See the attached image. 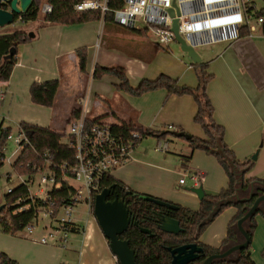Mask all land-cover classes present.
<instances>
[{
  "label": "crops",
  "instance_id": "obj_1",
  "mask_svg": "<svg viewBox=\"0 0 264 264\" xmlns=\"http://www.w3.org/2000/svg\"><path fill=\"white\" fill-rule=\"evenodd\" d=\"M253 1L257 6V0ZM23 24L26 28H22L28 33H33L35 38L31 42L19 46L11 77L7 82L1 84V89L5 93V100L2 103L5 123L11 120L7 115L5 116L4 111L33 107L30 89L34 83L59 80L60 90L63 80L66 77L72 78L77 72L80 78L84 77L83 80H86V84L92 79L91 88L88 90L87 85L81 87L75 106L68 109L70 116L77 108L78 99L90 91L94 109L95 105L102 107L101 101L104 103V112L95 118L104 121L103 117L108 116V119L112 121L111 125L127 122L157 131L168 126L176 130H183L188 136L206 138L203 129L194 121L197 105L189 95L170 96L166 89H160L142 96H133L116 90L115 86L120 83L117 78L111 81L113 90L110 89L106 94L101 92L102 83H99L97 88L94 87L93 73L97 65L124 68L133 87H137L145 79L155 80L161 75L177 79L180 85L197 87L198 78L191 65L193 63L186 64L177 59L176 61L174 59L173 62L162 61L164 58H162L161 50L157 51L155 45L142 42V39L149 35L144 37L118 26L106 25V22L105 24L100 23V27L104 29L101 35L102 41L104 38L108 39L106 47L120 49L119 46L112 45V43L121 40L123 42L134 41L137 48L128 51L132 56L130 57L122 52H114V49L111 51L103 49L101 42L100 51L95 54L92 44L97 30L95 24H50L46 23L43 18L41 19L40 15L36 21ZM107 30L108 35L106 34ZM82 48L87 50L86 73L80 71V62L77 56V51ZM199 49H202L207 56L202 57ZM196 51L204 62H209V71L214 76L208 84L207 92L215 108L214 117L225 128V142L241 161L252 160L256 151H260L253 168L245 177L257 181L251 183L246 190L241 188L238 195L242 199L248 198L252 185L255 188V193H264V181H259L264 180V34L262 27L251 35L231 43L200 46L196 48ZM92 88L93 90H91ZM52 118L49 123L41 119L22 118L21 123L26 122L54 129L57 122L55 117ZM261 141L263 144L259 147ZM139 145L136 147L132 159L116 173L114 178L131 191L177 206L183 205L182 207L194 211L198 210L200 199L195 193H190V190L189 193L175 190L187 185V180L184 185L178 184L176 188L168 185L164 176L169 170L164 165H158L148 160L145 151L143 154L141 150H137ZM178 156L179 159L173 165V168L178 170V172L173 171L175 175H180L182 172H203L205 181L201 187L205 194L222 190L224 187L227 188L228 176L226 177L214 157L205 156L196 151L190 153V159H186L189 156L183 152ZM163 162L167 161L163 160ZM199 168H203L205 171ZM176 179L177 177H175ZM238 212L236 207L224 210L203 231L199 241L206 246L223 249L222 245L227 236L228 226L238 215ZM255 217L257 229L252 241V258L256 264H264L262 255L264 251V203ZM77 219L78 217H76L75 223L78 232L70 233L75 235V240L72 238V243L68 247L67 245L65 248H61L52 244L50 246L32 243L37 246L36 250L39 254L33 257L34 264L46 263L50 258H52V264H120L112 253L109 241L102 233L93 212H89L86 220L77 221ZM249 225L250 221L245 226L247 230ZM69 240L68 238V242ZM0 252L7 253L19 264H22V258L17 252L7 247ZM238 255L239 253H235L230 260H235Z\"/></svg>",
  "mask_w": 264,
  "mask_h": 264
},
{
  "label": "trees",
  "instance_id": "obj_2",
  "mask_svg": "<svg viewBox=\"0 0 264 264\" xmlns=\"http://www.w3.org/2000/svg\"><path fill=\"white\" fill-rule=\"evenodd\" d=\"M78 0H33V5L30 10L17 17L22 22L36 21L40 15V10L44 2L52 5L53 11L51 14L44 16V21L50 24H67L76 25L88 23L92 20L101 19L99 11L88 12H76L75 4ZM111 9H120L124 6V0H110ZM257 14L264 17V8L258 10ZM118 26L131 33L147 37L148 34L145 31L132 30L125 27H121L114 22L113 13H109L106 16V25ZM264 34V25L262 27ZM249 32L243 30L241 38L248 36ZM35 38L33 33L26 31H17L10 34L0 35V84L7 82L12 74L13 68L16 64V59L12 62L5 58L10 54L12 49H18L19 46L31 42ZM164 48L159 46L157 51ZM79 58V67L82 73H86L87 66V50L85 48L77 51ZM194 68L197 78V87H189L180 85L177 79L171 78L167 75H161L155 80H143L137 87L131 86L128 76L124 68L116 67H104L97 65L94 69V79H101L105 75H111L117 78L120 83L116 85V90L126 92L133 96H142L146 93L166 89L169 95L191 96L196 105L197 112L194 117L196 124L200 125L205 133V139L197 138L189 135L185 140L188 142L191 149V153L196 150L203 151L208 155L217 158L219 164L226 172L229 183L227 188L223 189L219 193L205 194V197L200 200V208L196 211L178 206L177 211H171L163 207H159L156 204L143 200L140 198L142 194L131 191L126 188L115 178L105 179L102 184L103 188H111L115 186V190L119 192L126 204L132 211L134 218L133 224L129 230L122 236L123 240L129 242L132 250L135 251L137 256V264H170L171 255L168 248H176L181 245L189 243H197L205 251L206 257L214 254H218L221 249L212 248L206 246L199 241V238L203 231L212 223H208L201 227L198 232V227L201 225L215 210L216 203L224 202L233 198L238 189V176L236 173H243L242 188L246 190L249 185L256 179H246V174L253 168L255 161L246 160L241 161L238 159L234 151L225 142V128L220 125L215 117V108L208 96L207 88L210 81L213 79V74L210 73L209 62L202 61L199 64H191ZM60 87L59 80L47 81L44 83H34L30 89V97L34 104L47 106L49 108L55 107V100ZM78 111L74 109L69 117L67 124L72 118L77 117ZM98 120V119H97ZM27 132L32 145L36 148V152L30 148L23 150L20 155L16 168L20 173L33 174L32 168L28 167L29 164L41 165V156L44 153H48L53 161L57 164L64 163L65 161H71L73 157V150H70L65 144L62 143L63 134L59 133L53 128H44L30 123L22 122L20 124ZM113 127L119 131L126 133L138 131L142 137L156 136L157 138H166L170 132H164L162 130H152L134 123H123L113 125ZM11 133V129L8 134ZM174 133H184L183 130H176ZM173 133V134H174ZM188 135V134H186ZM6 145V138L4 137L0 142V169L3 167V148ZM192 155V154H191ZM191 156L186 159H190ZM264 181V180H259ZM67 185V184H66ZM71 187V186H70ZM69 193L68 186H65L63 191L54 192V195L60 200ZM27 195V187L19 186L13 194H6V208L0 214V232L8 235L15 236L23 231L30 223L34 222L37 218V211L28 210L25 212L19 211L20 206H15V203L21 197ZM255 198L250 202H237L235 204L222 205L219 210V216L224 210L229 207H236L239 212L238 215L232 220L228 226L227 236L223 242V248L238 241V234L236 232V223L244 217L248 208L253 205ZM37 207L38 204H36ZM164 216H168L180 221L183 232L179 235H170L162 231L160 221ZM215 217V218H216ZM142 229H148L151 234L144 233ZM257 229L256 217H253L250 221L248 228V234L250 237V245L248 248L242 250L235 260H229L218 264H256L252 258V241L255 231ZM71 233H77L78 228H72ZM264 256V251L262 253ZM0 264H19L18 261L11 258L7 253L0 252Z\"/></svg>",
  "mask_w": 264,
  "mask_h": 264
},
{
  "label": "built area",
  "instance_id": "obj_3",
  "mask_svg": "<svg viewBox=\"0 0 264 264\" xmlns=\"http://www.w3.org/2000/svg\"><path fill=\"white\" fill-rule=\"evenodd\" d=\"M109 3L110 0H78L74 9L76 12L99 11L100 22L103 24L106 22V16L113 13L117 25L145 31L148 35H153L158 41V46L163 48H168L172 42H176L173 30L175 22L179 35L195 49L200 46L231 43L241 38L243 30H247L251 35L264 25V17L257 14L258 8L253 0H124V6L115 10L110 8ZM171 10L174 11L173 15ZM52 11V5L44 3L40 13L46 16ZM1 84L0 142L6 138L2 160L4 164L7 162L18 171L16 163L23 150L30 148L36 152V148L20 124L16 135L8 134L11 128L6 126L2 114L5 93ZM76 109L77 117L72 118L68 124V142H62L73 150L72 160L57 164L48 153H44L41 156V165H28L33 174L18 171L19 185L7 190V194H13L17 187H27V195L18 199L15 206H20L19 211L22 212L30 209L37 211L36 220L24 229L28 237L35 234L41 212L57 222V228L40 238L39 243L43 245L52 243L61 248L66 247L71 229L76 228V207L83 203L91 212L94 211L96 197L104 190L102 184L105 179L115 177L116 169L132 159L136 147L144 138L138 131H119L113 125L92 117L94 104L90 91L78 99ZM9 142H13L16 148L6 156ZM169 147V142L160 141L156 150L167 152ZM38 176L40 179L36 182ZM5 178L11 181L13 177L7 173ZM187 179H191L198 188L204 183L205 174L185 172L179 184L184 185ZM34 183L38 186L36 193L30 189ZM65 186H68L69 193L58 200L54 192L63 191ZM61 210L64 211V217L59 219L57 215ZM48 228L50 226L45 227Z\"/></svg>",
  "mask_w": 264,
  "mask_h": 264
},
{
  "label": "rangeland",
  "instance_id": "obj_4",
  "mask_svg": "<svg viewBox=\"0 0 264 264\" xmlns=\"http://www.w3.org/2000/svg\"><path fill=\"white\" fill-rule=\"evenodd\" d=\"M257 7L259 10H261L264 7V0H257ZM40 18L44 19V16L40 13ZM24 23V22H23ZM22 23V21H17L15 22L13 25H9L6 26L4 28L0 27V35H5V34H10L13 32H17V31H25L24 28H26L24 26V24ZM88 23H92L96 25V33H95V37H94V41H93V51L95 54H98L100 51V46H101V42H102V48L106 49V50H113L114 48L112 47H106V42H108L107 38H104L102 41L101 35L104 32V29L102 27H100V21L99 20H92ZM24 27V28H22ZM98 32V34H97ZM108 30L106 31L107 34ZM105 34V36H106ZM108 35V34H107ZM110 40V39H109ZM104 42V44H103ZM142 42L149 44V45H155L156 47H158V41L157 39L153 36V35H149L147 38L142 39ZM112 42L110 41V44ZM115 46H119L120 49H114V52H122L125 55H128L130 57H132L128 51L130 50H135L137 48V45H135L134 41L130 42V41H121L118 40L115 43ZM162 51V58H164V60L162 61H176V59L180 62L189 64L192 63V60L188 57V55L186 53H184L181 50V46L178 42H172L168 48H165ZM200 55L202 57H206V53H204V51L202 49L198 50ZM83 76H80L77 74V72H75V74L73 75L72 78L66 77L63 80V83L61 85V89L59 90L58 93V97H57V101L55 104L54 109H51L47 106H41V105H36L34 104L33 107L28 108V109H19V110H13V111H7L5 113V116L7 115L10 118V122L6 123V126L11 128V133L13 135H16L18 132V124H21V120H23L22 118H29V119H41V120H45L48 123L50 122L52 117H55V120L57 122V124L54 126V129L57 130L59 133H62L64 136L62 138V142L66 143L68 142V138L66 136V134H68L69 132V126L67 124V121L70 117V113L68 111V109L72 108L73 106H75V101L77 100V97L80 95V89L83 85H87V89L90 90L91 88V81L92 79L89 80L88 84H86V80H83ZM116 80V78L114 76L111 75H105L103 76L101 79H95L93 81L94 83V87L97 88V85L99 83H102L101 86L103 87V89H101V92H103L104 94H106L110 89L113 90V85L111 84V81ZM86 90V88H85ZM93 90V88L91 89ZM96 90V89H95ZM102 103V107H99L98 105H95V109L94 112L92 113V117H97L99 116L102 112H104V103L101 101ZM101 105V104H100ZM6 108V107H5ZM4 110V109H3ZM104 122L106 124H111L112 121H110L108 119V116H104ZM53 120V118H52ZM164 132H170L168 134V136L166 138H157L156 136H145L143 138V140L140 142L139 147L137 148V150H141L142 153L144 154V151L147 154V159L151 160L153 163H156L158 165H164L169 172L165 174L164 178H165V182L168 183V185H172L175 188L178 186L179 184V180L180 177L182 178L183 174L185 172L180 173V175H175V173H173V171H177L175 168H173L174 163L176 162V160L179 159L178 154L179 153H184L186 154V156H189L191 153V149L189 147L188 142L183 139V138H179L176 137L173 133L176 132V129H170L168 126L166 127H162ZM160 141H163V143L165 142H169L170 144V148L169 151L167 152H158L156 150L157 145ZM261 144H263V142L261 141L259 147L261 146ZM15 145L13 144V142H9L7 145V154L6 156H9L14 150H15ZM263 148V147H262ZM261 148V149H262ZM196 152H200L205 156H209V157H214L211 155H208L207 153L200 151V150H196ZM254 156V155H253ZM214 159L217 160V158L214 157ZM163 160H166L167 162H163ZM218 161V160H217ZM219 163V162H218ZM190 164V163H189ZM125 166V165H124ZM124 166H121L119 168L116 169L115 171V175L116 173H118L119 170H121ZM220 167H222L220 165ZM203 171H205L203 168H199ZM185 170H187V168H185ZM224 174L227 177L226 172L224 171V169L222 168ZM7 173L12 174V180L11 181H7V179L5 178V175ZM20 173L18 171H15L12 166L9 163H5L3 165V167L0 169V206L2 205H6V194H7V190L10 188H14L16 186L19 185L20 183V179H19V175ZM175 177H177V179L175 180ZM40 179V177L38 176L36 179V182H38ZM227 184V183H226ZM193 188H196L193 185V181L191 179H187V185H185L184 187L180 188V189H175L176 191H181V192H187L189 193V190L191 191ZM205 188V186H204ZM30 189L33 193L38 192V186L36 183L32 184L30 186ZM225 189V187H224ZM223 190V189H222ZM221 189L218 191H211V192H207L206 194H212L215 195L217 193H219L220 191H222ZM192 193V191L190 192ZM193 195V194H192ZM183 206V205H181ZM89 209L85 206V204H79L75 211V218L78 217L77 221H81V220H86V218L88 217L89 214ZM64 217V211H60L57 215V218L61 219ZM49 227L48 229H45V227ZM52 227V228H51ZM57 228L58 224L56 221H54V219H52L49 216H46L44 212H41L39 215V219H38V223H36V231L35 234L33 236H29L26 233V230L21 231L20 233H18L15 236L12 235H8L5 233H1L0 232V251L5 250V248L7 247L10 250H13L15 252H17L19 254V256L22 258V264H34L35 263V259L33 258L34 256L39 255L37 252V246H34L32 243H36V244H40L43 245L41 243H39L40 238L42 236H47L48 232L50 230H53V228ZM75 235L74 234H70L69 233V242L67 243V247L69 246L70 243H72V238L75 240ZM52 243H50L49 245L51 246ZM54 246H59L56 244H53ZM60 247V246H59ZM52 258H50L49 260L45 262H42L40 264H52Z\"/></svg>",
  "mask_w": 264,
  "mask_h": 264
},
{
  "label": "water",
  "instance_id": "obj_5",
  "mask_svg": "<svg viewBox=\"0 0 264 264\" xmlns=\"http://www.w3.org/2000/svg\"><path fill=\"white\" fill-rule=\"evenodd\" d=\"M32 5L33 0H0V27L4 28L13 25L16 22V18L27 13ZM170 12L172 15L174 14L173 10ZM173 30L176 35V42L180 44L181 50L188 55L192 63H201L203 59L196 49L188 45L179 35L177 22L174 23ZM16 55L17 50L12 49L5 59L12 62ZM174 135L179 138L189 137L184 133H174ZM259 153V150L256 151L255 155L252 157L253 161L258 159ZM236 175L238 176V185H240L236 195L229 200L216 203L215 210L201 225H199L198 232L202 226L215 219L222 205L235 204L237 202H250L255 198L253 205L248 208L244 217L236 223L238 241L221 249L218 254L208 257H206L204 249L197 243H189L176 248H168L172 258L170 264H218L229 261L232 255L240 253L242 250L249 247L250 237L245 226L259 212L261 205L264 203V193H255V188L252 185L249 197L245 199L240 198L238 192L242 188L243 173H236ZM191 191L195 193L200 200L205 197L203 187L193 188ZM112 196H114V200H110ZM140 198L171 211H177L179 209L177 205L147 195H141ZM5 208V205L0 206V214ZM93 213L102 233L109 241L110 249L118 259V262L120 264H137L135 251L131 249L128 241L122 239V236L129 230L130 226L136 223H133L130 210L125 201L119 199L118 195L115 193V186L106 188L97 195ZM160 225L162 231L170 235H179L183 232L180 221L168 216H164L161 219ZM142 231L151 234V231L148 229H142Z\"/></svg>",
  "mask_w": 264,
  "mask_h": 264
},
{
  "label": "flooded vegetation",
  "instance_id": "obj_6",
  "mask_svg": "<svg viewBox=\"0 0 264 264\" xmlns=\"http://www.w3.org/2000/svg\"><path fill=\"white\" fill-rule=\"evenodd\" d=\"M115 193L118 195L119 199H123L122 197H120V194H119L118 191L115 190ZM110 200H114V196H112V197L110 198ZM123 200H124V199H123ZM127 207H128V209L130 210V213H131V216H132V219H133V223H135V222H134L133 215H132V211H131V209L129 208L128 204H127Z\"/></svg>",
  "mask_w": 264,
  "mask_h": 264
},
{
  "label": "bare ground",
  "instance_id": "obj_7",
  "mask_svg": "<svg viewBox=\"0 0 264 264\" xmlns=\"http://www.w3.org/2000/svg\"><path fill=\"white\" fill-rule=\"evenodd\" d=\"M214 45H216V44H214ZM212 46V45H211Z\"/></svg>",
  "mask_w": 264,
  "mask_h": 264
}]
</instances>
